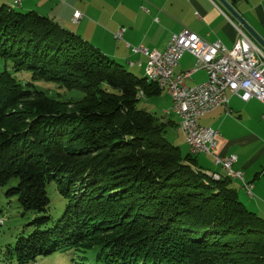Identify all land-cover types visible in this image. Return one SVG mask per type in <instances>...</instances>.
<instances>
[{"label": "trees", "instance_id": "obj_1", "mask_svg": "<svg viewBox=\"0 0 264 264\" xmlns=\"http://www.w3.org/2000/svg\"><path fill=\"white\" fill-rule=\"evenodd\" d=\"M162 92L50 17L0 6V187L32 216L0 264H264V217L138 107Z\"/></svg>", "mask_w": 264, "mask_h": 264}, {"label": "crops", "instance_id": "obj_2", "mask_svg": "<svg viewBox=\"0 0 264 264\" xmlns=\"http://www.w3.org/2000/svg\"><path fill=\"white\" fill-rule=\"evenodd\" d=\"M223 1L232 6L264 43V0H0V6L48 16L116 62L143 71L148 79L147 57L135 54L132 48L144 46L162 52L171 37L185 28L209 43L221 42L228 48L238 41L241 29L264 52V46ZM76 12L81 13L80 19L74 17ZM196 65V58L185 53L175 70L176 75L192 73L185 81L188 87L208 80V73L196 70ZM201 120L204 127L218 132L216 154L238 157L234 169L244 172L245 182L252 186L251 195L242 182L234 180L233 186L245 206L264 217V104L256 99L243 102L237 96H230L227 106L216 108ZM177 128L183 134L180 122ZM183 137L186 142L184 134ZM197 161L208 172L213 168L211 173L227 174L210 155H199Z\"/></svg>", "mask_w": 264, "mask_h": 264}, {"label": "built area", "instance_id": "obj_3", "mask_svg": "<svg viewBox=\"0 0 264 264\" xmlns=\"http://www.w3.org/2000/svg\"><path fill=\"white\" fill-rule=\"evenodd\" d=\"M81 16L80 12L74 15L76 19ZM239 33L238 41L228 48L221 42L209 43L185 28L171 37L162 52L144 46L133 47L132 51L147 57V73L163 80L162 90L173 103L172 111L167 114L180 119V129L193 154L212 156L216 165L221 166L233 180L242 182L251 195L252 186L245 182L244 172L234 169L238 157L217 155L218 132L199 123L204 115L220 106H227L230 96H237L243 102L256 99L264 104V52L241 29ZM185 53L196 58V70L203 69L208 73L205 83L188 87L185 81L191 78L192 73L175 74Z\"/></svg>", "mask_w": 264, "mask_h": 264}, {"label": "rangeland", "instance_id": "obj_4", "mask_svg": "<svg viewBox=\"0 0 264 264\" xmlns=\"http://www.w3.org/2000/svg\"><path fill=\"white\" fill-rule=\"evenodd\" d=\"M132 71H134L139 77H144L143 71ZM64 96L67 98L72 96L74 99H77L81 95H78L76 92H68L66 94L64 93ZM138 107L148 110L161 123H167L169 120H172L174 125L167 126V139L173 144L179 146L183 155L189 153V147L186 145L187 143L184 142L183 134L177 128L180 119L173 114H167L168 111H172L173 103L165 91L155 97L142 98V100L138 103ZM199 123L200 125L202 124L201 126H203L204 120H201V122L199 121ZM210 171L213 172V168H210ZM48 191L54 210L64 208V200L58 194L57 190L55 189V185L49 186ZM31 218L32 216H24L22 214V209L19 207L17 199L8 198L5 195V188L0 187V221H4L3 225L0 224V241L14 242L15 236L22 231V229L29 223ZM78 254L83 255V253ZM84 261L85 260H81L78 256H73L72 253H68L67 255L51 254L40 257L36 264H78Z\"/></svg>", "mask_w": 264, "mask_h": 264}, {"label": "water", "instance_id": "obj_5", "mask_svg": "<svg viewBox=\"0 0 264 264\" xmlns=\"http://www.w3.org/2000/svg\"><path fill=\"white\" fill-rule=\"evenodd\" d=\"M224 6L238 19L240 20L243 25L247 28V30L251 33V35L260 43L262 46H264V43L258 38V36L251 30V28L242 20V18L239 16V14L232 8L230 4L223 1Z\"/></svg>", "mask_w": 264, "mask_h": 264}, {"label": "bare ground", "instance_id": "obj_6", "mask_svg": "<svg viewBox=\"0 0 264 264\" xmlns=\"http://www.w3.org/2000/svg\"><path fill=\"white\" fill-rule=\"evenodd\" d=\"M149 80L153 83H156L160 89H163V80H161V77L149 73ZM190 149H191V152L193 153V149L192 148ZM194 155H198V154H194ZM215 178L219 179L220 176H215ZM248 194H249V191H248Z\"/></svg>", "mask_w": 264, "mask_h": 264}]
</instances>
